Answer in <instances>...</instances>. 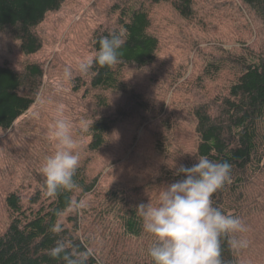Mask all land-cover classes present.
Listing matches in <instances>:
<instances>
[{
  "label": "trees",
  "instance_id": "16d2710c",
  "mask_svg": "<svg viewBox=\"0 0 264 264\" xmlns=\"http://www.w3.org/2000/svg\"><path fill=\"white\" fill-rule=\"evenodd\" d=\"M65 1L0 0V145L29 178L4 197L7 217L0 232V264H63L49 254L60 237L87 251V264H152L146 250L153 238L144 231L136 206L156 203L164 185L184 178L174 175L175 165L191 167L201 155L231 165V182L213 193L212 199L214 206L248 226L246 233L236 235L245 239L251 235L248 247L239 250L222 238V264H264V239H255L261 232L256 230L264 226V0H244L257 21V53L231 60L229 56L196 58L195 71L173 87L163 127L153 129L145 143L139 141L133 160L115 167L112 178L108 172L90 169L118 125L112 95L146 101L152 87L146 79L129 78L126 67L157 63L162 41L153 29L154 11L170 7L183 20H190L198 0H96L93 8L102 22L74 50L77 58L69 61L68 56L57 54L52 60L32 61L44 45L39 26ZM121 31L120 62L111 67L96 64L100 39ZM88 62L91 68L82 71L81 65ZM46 72L70 77L76 89L92 88L101 110L89 127V157L79 164L75 176L79 190L60 191L55 197L47 195L42 164L13 144L15 123L36 104ZM169 72L177 77L186 74L182 65ZM125 166L143 179L120 180ZM81 199L85 207L68 208L70 201ZM61 211L64 214L57 216ZM57 222L64 229L60 234L50 231ZM100 239L113 243L105 255L98 256Z\"/></svg>",
  "mask_w": 264,
  "mask_h": 264
},
{
  "label": "rangeland",
  "instance_id": "374dc122",
  "mask_svg": "<svg viewBox=\"0 0 264 264\" xmlns=\"http://www.w3.org/2000/svg\"><path fill=\"white\" fill-rule=\"evenodd\" d=\"M95 2L96 0H66L60 11L49 13L38 28L44 39L43 48L32 61L52 60L57 54L68 56L69 61L77 58L74 50L102 22L93 8ZM196 9L197 12L190 20H183L170 7L154 11L153 29L158 32L162 41V51L157 63L150 67L134 64L126 67L129 68V78L136 81L146 79L152 89L150 92L147 90L145 102H139L130 95H112L115 100L112 113L117 117L118 125L111 133L107 147L94 159L95 165L90 168L93 173L100 169L104 174L108 172L110 175L120 163L130 164L139 141L144 142L143 139L153 129L163 127L175 91L173 87L185 81L195 71L196 58L219 60L229 56L231 60L247 58L257 53V21L244 0H213V3L198 0ZM20 59L23 60L21 56ZM174 65H182L186 74L183 77L170 75L169 71ZM131 72L138 74L137 78ZM44 84L36 104L15 123L13 144L36 163L42 164L45 157L58 147L53 137L54 123L59 118H65L71 123V133L76 141L80 163H85L89 157L86 151L91 139L89 127L101 114L95 99L96 91L81 86L76 89L74 83L70 82V77H52L47 72ZM1 134L0 129V136ZM142 146L145 149L144 144ZM125 168L126 166L120 180L131 183L133 180L143 179L135 171L130 172ZM28 179V175L13 163V159L3 152L0 145V232L6 226L4 197L7 190L18 187ZM263 228L260 225L259 230H256L261 232L255 239H264ZM250 236L246 239L249 240ZM114 238L115 236L113 240ZM112 241L106 240L105 244L103 239L98 240L96 250L99 251L95 254L99 256L100 252H104L105 255Z\"/></svg>",
  "mask_w": 264,
  "mask_h": 264
},
{
  "label": "clouds",
  "instance_id": "9594fccd",
  "mask_svg": "<svg viewBox=\"0 0 264 264\" xmlns=\"http://www.w3.org/2000/svg\"><path fill=\"white\" fill-rule=\"evenodd\" d=\"M99 44L96 64L111 67L120 62L123 31L110 33L101 38ZM91 66L92 62H88L81 65V70L87 71ZM53 137L58 147L45 157L41 167L49 197H55L60 191L79 190L75 176L80 155L71 133V123L65 118L57 119ZM195 159L191 167L175 165L174 175L184 178L164 185L156 203L149 201L136 206L144 231L153 238L146 250L152 264H222L224 237L233 249L248 247V240L236 235L246 233L248 226L239 217L225 214L214 206L212 199L213 193L231 182V165L204 155ZM83 207V199L70 201L68 205L69 209ZM63 214L61 211L57 216ZM50 231L60 234L64 229L57 222ZM49 254L63 264H87L89 255L87 251L76 249L64 237L55 240Z\"/></svg>",
  "mask_w": 264,
  "mask_h": 264
}]
</instances>
